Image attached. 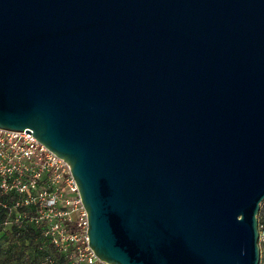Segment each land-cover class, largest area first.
I'll list each match as a JSON object with an SVG mask.
<instances>
[{"label": "water", "instance_id": "95a60500", "mask_svg": "<svg viewBox=\"0 0 264 264\" xmlns=\"http://www.w3.org/2000/svg\"><path fill=\"white\" fill-rule=\"evenodd\" d=\"M0 130L67 164L99 261L259 264L264 0H0Z\"/></svg>", "mask_w": 264, "mask_h": 264}, {"label": "built area", "instance_id": "2783aa9c", "mask_svg": "<svg viewBox=\"0 0 264 264\" xmlns=\"http://www.w3.org/2000/svg\"><path fill=\"white\" fill-rule=\"evenodd\" d=\"M3 196L15 199V208L35 205L27 223L36 226L57 251L66 253L72 264H107L99 261L89 247L86 211L69 167L25 132L0 130V197ZM70 225L74 230L69 229Z\"/></svg>", "mask_w": 264, "mask_h": 264}, {"label": "rangeland", "instance_id": "374dc122", "mask_svg": "<svg viewBox=\"0 0 264 264\" xmlns=\"http://www.w3.org/2000/svg\"><path fill=\"white\" fill-rule=\"evenodd\" d=\"M14 200L6 196L0 197V234L4 240L0 245V264H72L66 253L57 250L54 252L48 243L44 250L39 251V254L36 253L34 249L36 243L30 241L28 234L32 232L33 227L39 234L40 231L36 226L27 223V217L32 216L35 212V205L15 208ZM22 223L25 224L24 231L18 227ZM258 223L260 232L259 264H264V200L260 205ZM27 228L31 230L26 232ZM36 237L41 243V236L36 235Z\"/></svg>", "mask_w": 264, "mask_h": 264}, {"label": "trees", "instance_id": "16d2710c", "mask_svg": "<svg viewBox=\"0 0 264 264\" xmlns=\"http://www.w3.org/2000/svg\"><path fill=\"white\" fill-rule=\"evenodd\" d=\"M2 217H3V215H2ZM31 227H33V226H31ZM74 225H70V227H69V229L70 230H74ZM19 229H22V231H24L23 229H25V226H23L22 228H19ZM33 230H32V232L31 233H29L28 234V236H29V238H30V241L31 242H33L34 244H35V246H34V249L36 250V253L37 254H39L40 252L39 251H41V250H44V248H45V245H48L47 244V242H46V240L44 239V238H42V236L39 234V232L37 231V230H35L34 229V227L32 228ZM31 229H29V228H27L26 229V232H28V231H30ZM1 231V230H0ZM1 233V232H0ZM36 235L37 236H41V239H42V242L40 243V240L39 239H37L38 237H36ZM4 242V240H3V236H1V234H0V245L2 244ZM51 249V248H50ZM52 250L54 251V252H56V249L54 248V247H52Z\"/></svg>", "mask_w": 264, "mask_h": 264}]
</instances>
